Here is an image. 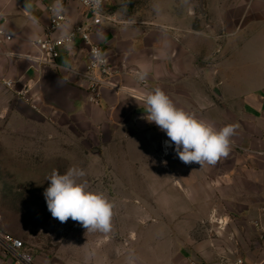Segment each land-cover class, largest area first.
<instances>
[{"label": "crops", "instance_id": "1", "mask_svg": "<svg viewBox=\"0 0 264 264\" xmlns=\"http://www.w3.org/2000/svg\"><path fill=\"white\" fill-rule=\"evenodd\" d=\"M54 3L0 0V29L11 37L0 41V169L6 163L35 184L54 165H79L93 169V186L111 201L135 202V228H112L134 240L99 246L131 252L113 264H264V0H154L158 13L144 20L109 7L116 22L91 37L118 89L97 102L82 77L89 48L81 36L59 47L47 70L33 45L48 33ZM62 4L66 21L53 39L86 20L79 0ZM157 87L217 128L235 125L227 156L185 164L164 131L137 118L143 108L128 93Z\"/></svg>", "mask_w": 264, "mask_h": 264}, {"label": "rangeland", "instance_id": "2", "mask_svg": "<svg viewBox=\"0 0 264 264\" xmlns=\"http://www.w3.org/2000/svg\"><path fill=\"white\" fill-rule=\"evenodd\" d=\"M153 1L117 0L106 8L109 9L112 6L113 12L119 11L126 20L151 19L156 16V12L158 13L150 7ZM203 12L201 10L202 14ZM61 167L62 165H54V168L63 173L64 170ZM4 168L0 169V234H8L22 240L34 257L35 264H113L115 259H126L127 254L131 253L127 249H102L99 246L101 244L113 246V243L117 242L128 246V243L134 240L133 238L122 240L120 235L113 230L107 236L100 233H87L79 222L71 218L63 223L53 218L44 196V191L50 181L44 178L35 184L32 180H26L27 182L22 184L23 179H16L17 171L10 169L6 163ZM86 172L89 186L96 191V187L93 186V169L86 170ZM134 188V193L139 194L140 188L138 186ZM126 197H131V194ZM121 201H112L115 205L113 228L117 225L123 229L135 228V220L130 218V215L131 217L135 215L137 209L135 202L123 201L122 203ZM152 227H157V225ZM153 233L156 236L159 235L158 238H160L165 230L155 228ZM150 256L148 255V260L154 263L155 259ZM0 257L2 264H6V253L1 246Z\"/></svg>", "mask_w": 264, "mask_h": 264}, {"label": "clouds", "instance_id": "3", "mask_svg": "<svg viewBox=\"0 0 264 264\" xmlns=\"http://www.w3.org/2000/svg\"><path fill=\"white\" fill-rule=\"evenodd\" d=\"M90 0H85L89 3ZM99 6L100 0H95ZM26 5V9L30 8ZM54 14H63L62 0H55ZM20 58H26L18 54ZM33 59V58H29ZM148 70L141 68L136 73L139 82L146 81ZM144 109L142 119L155 123L164 131L179 159L185 164H215L227 156L236 126L232 124L217 128L213 123L200 119L195 113L178 107L161 88H141L128 93ZM169 144L168 141L165 142ZM170 146V145H169ZM86 169L79 165L68 167L63 173L53 169L46 176L50 181L44 191L48 210L61 223L69 218L79 222L87 233H111L114 203L103 192L93 190L86 179Z\"/></svg>", "mask_w": 264, "mask_h": 264}, {"label": "built area", "instance_id": "4", "mask_svg": "<svg viewBox=\"0 0 264 264\" xmlns=\"http://www.w3.org/2000/svg\"><path fill=\"white\" fill-rule=\"evenodd\" d=\"M84 15H90L88 20L82 25L77 26L67 36L59 39H53V33L60 29L65 21L66 17L63 14H54L52 9V20L48 33L36 41H34V47L41 54V62L43 64L54 65L56 59L59 58L58 48L63 46H69L73 44L77 36H81L84 44L89 48V63L87 65L86 72L82 75L83 80L87 83L86 90L91 96V100L97 102L100 98L101 92L104 89L117 90L118 87L114 84V79L117 76V72L103 54L102 48L95 44L92 40V32L99 26L106 23H115L114 14L111 10L106 8L109 5H113L117 0H100L99 6H96L95 0H90L89 3H85V0H79ZM10 41L11 37L0 29V41ZM54 62H51V61ZM6 86L12 88V82H6ZM21 96L26 98L27 92H21ZM0 246L6 253V264H35L34 257L30 250H28L26 244L11 235L0 234ZM220 264H230L227 261ZM232 264H246L242 259H237Z\"/></svg>", "mask_w": 264, "mask_h": 264}, {"label": "water", "instance_id": "5", "mask_svg": "<svg viewBox=\"0 0 264 264\" xmlns=\"http://www.w3.org/2000/svg\"><path fill=\"white\" fill-rule=\"evenodd\" d=\"M89 18H90V15L87 16V19H86V20H88ZM103 54H104V53H103ZM51 62H54V61L52 60ZM50 66H51V65H50ZM44 67H45V69L47 70V69L49 68V64H44ZM81 92H82V91H81ZM85 94L88 95L87 91L85 92ZM144 114H145V113H144V109H139L138 112H137V114H136V117H137V118H141L142 115H144Z\"/></svg>", "mask_w": 264, "mask_h": 264}]
</instances>
